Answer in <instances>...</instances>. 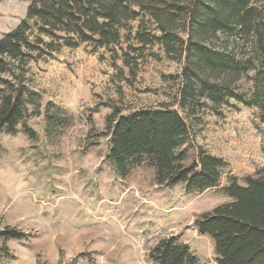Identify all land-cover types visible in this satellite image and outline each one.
<instances>
[{
	"label": "rangeland",
	"instance_id": "rangeland-1",
	"mask_svg": "<svg viewBox=\"0 0 264 264\" xmlns=\"http://www.w3.org/2000/svg\"><path fill=\"white\" fill-rule=\"evenodd\" d=\"M31 1H0V38L24 19ZM254 5L258 17L247 31L234 24L215 33H198L191 22L165 25L175 50L169 55L159 26L139 19L121 30L114 53L83 43L28 64L27 108L38 114L26 125L34 136L22 126L14 135L0 132V234L14 229L25 238L0 235V264H152L149 251L170 236L199 264H216L212 240L193 224L230 201L223 190L231 180L244 186L246 176L264 168V0ZM137 30L154 35L152 43L136 44ZM189 41L224 60L212 77L224 85L217 103L183 93L186 75H203ZM162 105L189 127L185 165L198 150L224 161L218 186L201 193H186L183 184L159 186L145 164L124 179L116 176L105 159L107 116Z\"/></svg>",
	"mask_w": 264,
	"mask_h": 264
},
{
	"label": "trees",
	"instance_id": "trees-1",
	"mask_svg": "<svg viewBox=\"0 0 264 264\" xmlns=\"http://www.w3.org/2000/svg\"><path fill=\"white\" fill-rule=\"evenodd\" d=\"M257 1L32 0L24 19L0 38V132L14 135L22 126L34 136L26 125L28 117L38 114H29L27 108L25 73L31 61L83 43L90 45L93 52L105 49L114 53V48L121 45V30L139 19V25L147 21L159 26L158 40L169 55L175 50L165 25L191 22L198 33H215L232 31L230 25L234 24L240 31H247L258 17L254 5ZM154 38L150 32L137 30L132 40L145 46ZM188 44L195 70L203 69V75H186L183 93L192 99L205 97L219 102L224 85L212 77L223 68L224 60L198 42ZM128 48L139 50L134 45ZM260 76L264 81V66ZM260 98L257 92L254 103ZM186 99L179 100L181 108ZM50 120L52 117L47 119L48 133L53 125ZM106 120L109 146L105 159L119 178L128 177L145 164L154 170L159 186L183 184L186 193H201L218 186L225 166L222 159L198 150L192 163L184 164L186 153L181 149L189 142V127L171 106L135 110L127 115L113 111ZM244 183L241 186L231 180L223 190L230 201L203 214L193 224L199 235L212 240L216 264H264V168L254 176H246ZM0 235L4 241L25 238L14 229L3 230ZM148 258L152 264H199L189 247L172 236L161 239L149 251Z\"/></svg>",
	"mask_w": 264,
	"mask_h": 264
}]
</instances>
